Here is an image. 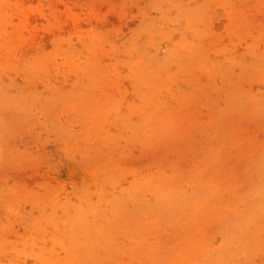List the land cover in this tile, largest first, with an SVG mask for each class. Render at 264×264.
I'll use <instances>...</instances> for the list:
<instances>
[{
  "label": "rangeland",
  "instance_id": "obj_1",
  "mask_svg": "<svg viewBox=\"0 0 264 264\" xmlns=\"http://www.w3.org/2000/svg\"><path fill=\"white\" fill-rule=\"evenodd\" d=\"M0 264H264V0H0Z\"/></svg>",
  "mask_w": 264,
  "mask_h": 264
}]
</instances>
